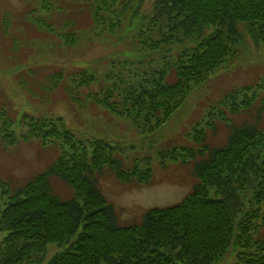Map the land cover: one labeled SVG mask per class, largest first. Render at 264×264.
<instances>
[{"label":"trees","instance_id":"obj_1","mask_svg":"<svg viewBox=\"0 0 264 264\" xmlns=\"http://www.w3.org/2000/svg\"><path fill=\"white\" fill-rule=\"evenodd\" d=\"M141 2L73 0L72 4L86 11L88 29L101 33L113 32L123 25L129 13L135 16ZM40 3L41 10L51 11L46 0ZM59 8L60 5V13L65 11L62 6ZM155 8L168 22H178L169 25H173L169 28L172 40L179 35L195 36L197 44L190 53L178 56L174 84L164 82L167 76L163 74L152 89L127 93L123 112L133 120L151 114L150 118L157 122L149 127L150 132L163 126L192 89L232 56L231 43L240 34L239 25H245L253 36L256 29L260 38L264 33V0H156ZM68 23L61 29H72L64 39L73 44V32L78 30L72 27L71 20ZM36 26L44 30L49 27L41 22H36ZM215 26L204 39L206 30ZM47 30L53 33L51 28ZM84 71L81 81H74L93 83L95 79ZM48 77L49 90L62 84L58 73ZM263 88L250 86L232 93V113L252 111ZM111 91L96 102L116 114L117 107L110 102ZM209 125L214 127L213 123ZM32 140H39L44 146L59 142L58 155L42 173L13 194L10 184L0 182V201L6 197L0 211V264H39L52 245L60 250L47 264H213L229 248L239 251L236 264H264V239L259 237L264 230L263 105L253 123L230 129L222 148L207 146L202 130L194 137L203 146L201 150L180 148L162 154V158L171 161L178 156L197 159L193 171L197 184L180 204L149 210L140 223L132 226L117 225L114 209L100 193L97 178L108 167L119 181L146 185L151 182L149 170H121L112 145L103 140L88 144L78 141L60 117L15 119L4 115L0 108L1 143L11 147ZM250 174L256 183V204L243 214L237 194ZM53 178L71 188V198L63 200L54 194ZM36 258L38 263L33 260Z\"/></svg>","mask_w":264,"mask_h":264},{"label":"rangeland","instance_id":"obj_2","mask_svg":"<svg viewBox=\"0 0 264 264\" xmlns=\"http://www.w3.org/2000/svg\"><path fill=\"white\" fill-rule=\"evenodd\" d=\"M42 1L0 0V108L4 115L15 119L60 117L78 141L88 144L103 140L112 145L121 170H149L151 182L146 185L119 181L108 167L97 178L100 193L113 207L120 227L140 223L149 210L176 206L193 191L197 184L193 175L197 159L178 156L171 161L162 158V154L180 148L201 150L203 146L194 137L202 130L207 146L222 148L230 129L253 123L264 106L263 88L252 111L232 113V93L244 87H264V33L260 38L256 29L253 36L245 25H239L240 34L231 43L232 56L192 89L163 126L150 132L149 127L156 126L157 121L150 118L151 114L147 118H129L123 112L126 95L152 89L163 74L167 76L164 82L174 84L177 58L183 52H191L197 44L195 36L179 35L172 40L169 28L173 25H169L178 22L159 16L156 0H142L135 16L129 13L123 25L113 32L101 33L88 29L86 11L72 4L73 0H46L49 9L52 7L50 12L41 10ZM58 5L65 11L60 13ZM70 20L78 30L73 32V44L64 39L72 29H61ZM36 22L49 26L53 33L48 28L39 29ZM215 29L216 26L206 30L204 39ZM83 70L95 79L93 83L74 81H81ZM53 73L61 76L62 84L49 90L48 76ZM108 90H112L110 102L117 107L116 114L96 102ZM58 144L44 146L39 140H32L5 147L0 141V182L10 184L13 194L55 160ZM51 185L61 199L71 198V188L60 180L53 178ZM255 185L250 174L237 194L243 214L256 204ZM3 198L0 211L6 201ZM239 217L236 216L235 224ZM254 236L258 238L257 234ZM259 237L264 239V230ZM59 250L57 245L49 246L39 264H47ZM238 253L229 248L213 264H236ZM38 258L33 260L38 263Z\"/></svg>","mask_w":264,"mask_h":264}]
</instances>
